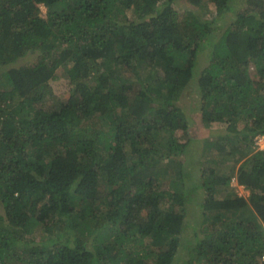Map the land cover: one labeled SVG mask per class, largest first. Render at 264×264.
<instances>
[{"label": "trees", "instance_id": "obj_1", "mask_svg": "<svg viewBox=\"0 0 264 264\" xmlns=\"http://www.w3.org/2000/svg\"><path fill=\"white\" fill-rule=\"evenodd\" d=\"M184 1L0 0V264H264V0Z\"/></svg>", "mask_w": 264, "mask_h": 264}, {"label": "rangeland", "instance_id": "obj_2", "mask_svg": "<svg viewBox=\"0 0 264 264\" xmlns=\"http://www.w3.org/2000/svg\"><path fill=\"white\" fill-rule=\"evenodd\" d=\"M181 4L184 7H188L190 5L188 2H185L184 0H182V3ZM40 6H41V9L43 11V14H45L46 13V7L43 4H41ZM233 17L234 16H233L232 13H230V14L227 13V15H226V18L228 20H230V21L233 19ZM221 33H222V31L218 32V35H220ZM51 85H52V92H51V94H52L51 96L52 97L50 98V103L53 100L54 101H62V100L67 99V97L69 95V89H70V86H71L70 83H69V80H67L66 78H59V79H56V80L52 81L51 82ZM183 102H184L185 108L187 110V113L189 114L190 113V109H189V106L188 105H190V102L193 103L192 98L191 97L184 98ZM45 103L48 105V96H47V99L45 100ZM191 105H193V104H191ZM239 129H241V127H239ZM192 130H193V128H192ZM198 133H199L198 137H200V139H202L203 137H205L207 135V133L205 131L198 130ZM257 145H258L259 148H262V149L264 148V136L257 137ZM199 147L200 148L206 147L205 146V143H203L202 140L199 143ZM195 149H196V147H195ZM197 155H198V151H197ZM231 185L235 186L234 189L236 188V190H237V192L239 194L248 195L249 191L247 189H245L244 186L237 185L235 179H234V182ZM231 187L232 186H230V188ZM230 188L227 187V189L231 190ZM222 195L224 196L225 193L222 192Z\"/></svg>", "mask_w": 264, "mask_h": 264}, {"label": "crops", "instance_id": "obj_3", "mask_svg": "<svg viewBox=\"0 0 264 264\" xmlns=\"http://www.w3.org/2000/svg\"><path fill=\"white\" fill-rule=\"evenodd\" d=\"M232 187L230 188L231 190H229V189H227V188H224V189H222V192H224L225 193V195L224 196H229V194H231L232 192H234V190L236 189H234V187L235 186H233V185H231ZM224 190V191H223ZM229 192V193H228Z\"/></svg>", "mask_w": 264, "mask_h": 264}, {"label": "clouds", "instance_id": "obj_4", "mask_svg": "<svg viewBox=\"0 0 264 264\" xmlns=\"http://www.w3.org/2000/svg\"><path fill=\"white\" fill-rule=\"evenodd\" d=\"M260 137V136H259ZM237 183V182H236ZM237 185H239L238 183H237ZM240 186V185H239Z\"/></svg>", "mask_w": 264, "mask_h": 264}, {"label": "built area", "instance_id": "obj_5", "mask_svg": "<svg viewBox=\"0 0 264 264\" xmlns=\"http://www.w3.org/2000/svg\"><path fill=\"white\" fill-rule=\"evenodd\" d=\"M264 257V256H263Z\"/></svg>", "mask_w": 264, "mask_h": 264}]
</instances>
